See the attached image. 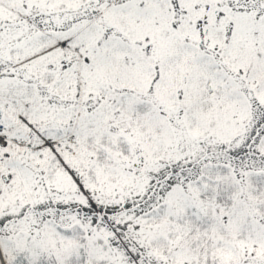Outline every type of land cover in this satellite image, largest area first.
<instances>
[{"label":"snow or ice","instance_id":"6c2138e0","mask_svg":"<svg viewBox=\"0 0 264 264\" xmlns=\"http://www.w3.org/2000/svg\"><path fill=\"white\" fill-rule=\"evenodd\" d=\"M0 264H264V0H0Z\"/></svg>","mask_w":264,"mask_h":264}]
</instances>
